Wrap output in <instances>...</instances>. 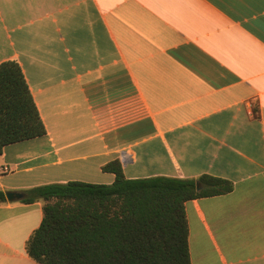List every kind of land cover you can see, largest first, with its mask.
<instances>
[{
  "label": "crops",
  "instance_id": "obj_1",
  "mask_svg": "<svg viewBox=\"0 0 264 264\" xmlns=\"http://www.w3.org/2000/svg\"><path fill=\"white\" fill-rule=\"evenodd\" d=\"M15 59L45 133L0 154V190L203 174L230 191L184 202L191 264H264V0H0V62ZM6 198V197H5ZM40 198L0 203V264Z\"/></svg>",
  "mask_w": 264,
  "mask_h": 264
},
{
  "label": "trees",
  "instance_id": "obj_2",
  "mask_svg": "<svg viewBox=\"0 0 264 264\" xmlns=\"http://www.w3.org/2000/svg\"><path fill=\"white\" fill-rule=\"evenodd\" d=\"M45 131L19 63L0 62V154L5 145ZM103 169L114 173L109 184L53 182L22 198L44 201L42 220L25 242L32 259L40 264H191L184 202L232 188L207 174L127 178L118 159Z\"/></svg>",
  "mask_w": 264,
  "mask_h": 264
},
{
  "label": "water",
  "instance_id": "obj_3",
  "mask_svg": "<svg viewBox=\"0 0 264 264\" xmlns=\"http://www.w3.org/2000/svg\"><path fill=\"white\" fill-rule=\"evenodd\" d=\"M196 187L199 188L198 182L196 183ZM24 194L18 191H7L5 192V197L9 201L19 200L22 199Z\"/></svg>",
  "mask_w": 264,
  "mask_h": 264
}]
</instances>
